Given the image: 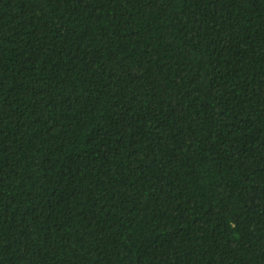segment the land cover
Returning a JSON list of instances; mask_svg holds the SVG:
<instances>
[{
  "label": "trees",
  "instance_id": "obj_1",
  "mask_svg": "<svg viewBox=\"0 0 264 264\" xmlns=\"http://www.w3.org/2000/svg\"><path fill=\"white\" fill-rule=\"evenodd\" d=\"M0 264H264V0H0Z\"/></svg>",
  "mask_w": 264,
  "mask_h": 264
}]
</instances>
